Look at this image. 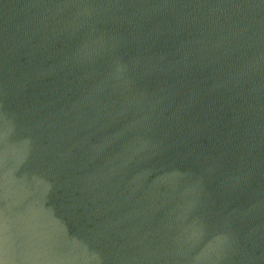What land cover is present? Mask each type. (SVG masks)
I'll return each mask as SVG.
<instances>
[{
  "label": "water",
  "instance_id": "95a60500",
  "mask_svg": "<svg viewBox=\"0 0 264 264\" xmlns=\"http://www.w3.org/2000/svg\"><path fill=\"white\" fill-rule=\"evenodd\" d=\"M0 264H264V0H0Z\"/></svg>",
  "mask_w": 264,
  "mask_h": 264
}]
</instances>
